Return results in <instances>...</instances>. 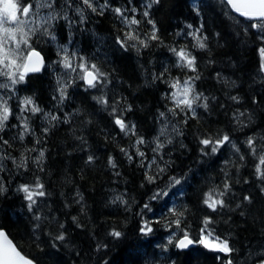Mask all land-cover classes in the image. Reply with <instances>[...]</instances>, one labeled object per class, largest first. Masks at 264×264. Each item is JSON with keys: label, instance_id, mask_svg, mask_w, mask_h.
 I'll return each mask as SVG.
<instances>
[{"label": "trees", "instance_id": "16d2710c", "mask_svg": "<svg viewBox=\"0 0 264 264\" xmlns=\"http://www.w3.org/2000/svg\"><path fill=\"white\" fill-rule=\"evenodd\" d=\"M55 2L51 35L37 33L31 40L45 57L42 72L13 88L0 76V83L10 85L0 88V98L12 113L0 131V182L6 188L0 194V229L37 264H223L227 256L203 245L179 251L168 244L169 236H182L170 224L175 209L184 213L181 227L190 236L197 237L210 217L209 230L235 249L233 264H258L264 258V181L255 170L264 150V41L251 27L256 21L238 17L223 0H107L102 15L105 0H93L97 12L82 0ZM116 8L140 23L126 25ZM148 19L155 22L158 40L148 38ZM198 28L207 37L204 49L194 47L191 33ZM127 33L148 46L126 40ZM172 48L195 56L196 71L180 66ZM65 55L76 71L61 69ZM82 62L95 64L106 79L88 87L77 67ZM195 76V92L202 96L193 115L176 107L171 85ZM26 97L41 111H22ZM118 117L134 129L121 131ZM225 134L230 141L216 153L201 144ZM157 137L164 147L154 151ZM250 137L257 155L247 145ZM138 138L144 143L137 144ZM37 180L46 195L36 197L29 210L19 188ZM225 183L226 206L213 211L203 203L205 193L223 191ZM145 221L153 228L148 236L139 231ZM113 230L123 236L114 239ZM60 233L62 241L55 239Z\"/></svg>", "mask_w": 264, "mask_h": 264}, {"label": "snow or ice", "instance_id": "6c2138e0", "mask_svg": "<svg viewBox=\"0 0 264 264\" xmlns=\"http://www.w3.org/2000/svg\"><path fill=\"white\" fill-rule=\"evenodd\" d=\"M159 2L160 0H152V3L158 4ZM226 2L241 16L249 20L256 21V23L251 24V27L264 29V0H226ZM54 3L55 0H35V4L32 0H0V76L6 77L7 80L10 81V85L14 86L23 82L29 73L39 72L43 67V58L40 53L32 47L31 40L37 33H41L42 35H51L49 28L51 26V22L57 19L58 14L49 12V15L41 18V21H36L33 17L39 15V10L41 8L53 9ZM82 3L87 9H91L92 12H97V6L94 5L93 0H82ZM152 3H149L147 7L151 8ZM99 7V14L102 15L103 9L108 7L107 0H105V4L100 5ZM76 11L81 14V19H83V9L77 8ZM114 11L123 18L126 25H138L140 23V21L134 16L131 19L125 16L124 12L120 8H116ZM132 11L135 12V9H132ZM143 15L148 17L149 12L145 10ZM147 22L152 25V32L148 38L151 40H158L159 37L156 34L158 30L156 29L155 22L152 19H148ZM188 27L191 28V25ZM202 27L203 26H201V28ZM201 28L196 29L193 33H191V35L196 41L194 47L204 49L207 47V44L205 43L207 37L201 34ZM41 29L43 30L42 32ZM261 39H264V37H261ZM126 40L137 41L143 47L148 46L145 40L140 39L138 35L132 33L126 34ZM118 42L121 43L122 47L125 46L126 41L118 40ZM133 47H135V45H133ZM170 50L179 58V61L181 62L180 66L187 67L194 72L196 71L195 56L186 51L185 48H181L179 50L172 48ZM260 53L262 58H264V48L260 49ZM81 60L83 61V58H81ZM62 63L66 69L76 71L67 55L64 56ZM77 67H79L83 73L81 79H83L90 88L97 87L98 83L103 82L101 78L106 79L107 77V74L101 72L95 64H92L89 68L85 62H82ZM261 69L264 70V63H262ZM197 79H199V76L190 77L189 79L183 81L182 85L179 80L175 81L171 85L172 88L178 89L177 92L172 93V98L175 101L176 107L180 108L181 111L187 109L192 112L193 115H195V108L193 105H195L202 96V94L195 92L194 81ZM10 85L0 83V88H7ZM64 95V89L62 88L61 99H63ZM96 99H98V102L105 105L108 103L107 99L104 97ZM232 99L237 100L238 98L232 97ZM23 104L25 105V108L22 109V111L30 110L33 114L41 111L38 106H35L31 97H26ZM27 106H31V108L28 109ZM203 107L207 108V104L205 103ZM171 111L175 112V109H171ZM11 114L12 113L7 100L0 98V131H3L5 128L6 122L9 120ZM163 115L164 114L161 113V116ZM240 115H243V113H240ZM51 119L57 120L58 117L52 116ZM115 123L120 127L121 131H132L134 129V125L130 127L119 117L115 120ZM25 131H28L27 123H25ZM45 131H47V129ZM133 134L135 133L133 132ZM164 134L165 130L162 129L161 135ZM21 139H23V136H21ZM0 140H2V137H0ZM229 141L230 137L225 134L215 140H212L211 138L202 139L201 144L204 145L205 148L211 147V152L216 153L220 146H223ZM4 143H7V141H4ZM136 143L143 144L144 141L142 138H138ZM247 145L252 154L257 155L255 142L251 137L248 139ZM163 147L164 145L159 143V137H157V146L154 151ZM233 147L235 148L236 146L233 145ZM236 150L239 151L238 148ZM137 152L141 157L144 156V153L139 151V149H137ZM43 156L44 152L41 151L37 163H39V160L42 159ZM92 159L93 158L89 156V162H91ZM129 159H131V156ZM240 159L243 160L244 157L241 156ZM109 163L115 167V164L111 159L109 160ZM255 170L257 178L264 181V150H262V152L258 155V163L256 164ZM161 171H163V169H161ZM147 179L149 182H153L154 177L148 176ZM173 182L174 184H179L180 180L173 178ZM43 188L44 185L40 183L39 180H37L34 186L20 185L19 190L25 193V199L29 201V210H32L33 205L36 204V197H43L46 195ZM5 191L6 188L3 186V183L0 182V194ZM229 191L230 185L225 183L223 191L217 192L216 190H210L205 193L203 203L213 211H216L218 207L223 208L226 206V203L221 197L225 196ZM261 191H264V188H262ZM155 198L156 196L153 197V199ZM244 199L251 202L250 197H244ZM147 207L148 205H145V208ZM172 214L176 217V219L170 221V224H174L176 229L181 230L182 236L179 238H175L174 235L169 236V245L174 244L176 248L183 250L189 248V246L200 244L205 248L223 253L227 256L228 259L224 261L223 264H233L231 254L235 251V249L230 246L227 239H221L219 236H215L213 231L209 230V226L213 223V220L210 217L204 218L200 234L197 237H192L188 231H184L181 227L184 213L173 209ZM36 219L39 220L40 217H36ZM61 227L63 226L61 225ZM139 231L142 235L148 236L153 232L151 222L145 221L141 225ZM110 235L114 239L118 240L123 236V233L121 231L113 230ZM0 238L3 239V242L0 243V264H34L32 259L27 258L17 250L16 246L12 244V241L8 240L6 234L2 230H0ZM55 239L62 241L65 237L63 233H60L55 237ZM105 264H107V262H105ZM258 264H264V258L260 259Z\"/></svg>", "mask_w": 264, "mask_h": 264}, {"label": "rangeland", "instance_id": "374dc122", "mask_svg": "<svg viewBox=\"0 0 264 264\" xmlns=\"http://www.w3.org/2000/svg\"><path fill=\"white\" fill-rule=\"evenodd\" d=\"M32 2L35 4V0H32ZM60 4H61V1H60ZM57 5H56V2L53 4V9H47V8H41L40 10H39V15L38 16H36V17H33V19L34 20H36V21H41V18H44V17H47L48 15H49V12H53V10H56L57 8ZM60 9V8H59ZM58 9V10H59ZM49 30H50V28H49ZM259 31H260V35H261V37H264V29H259ZM50 32V31H49ZM263 41H264V39H263ZM42 54V53H41ZM43 55V54H42ZM44 56V55H43ZM65 67L62 65V68L61 69H64ZM74 73L73 72H71V73H69V77H72V75H73ZM64 82H66V80L64 81ZM64 82H62L61 84H63ZM182 85V84H181ZM13 87H15V85L14 86H12V88ZM178 91V89H175V92H177Z\"/></svg>", "mask_w": 264, "mask_h": 264}, {"label": "water", "instance_id": "95a60500", "mask_svg": "<svg viewBox=\"0 0 264 264\" xmlns=\"http://www.w3.org/2000/svg\"><path fill=\"white\" fill-rule=\"evenodd\" d=\"M224 2L227 4V2H226V0H224ZM228 5V4H227ZM229 6V5H228ZM229 8H230V10L234 13V14H236L237 16H239V17H241V18H244V19H247V18H245V17H243V16H241L239 13H237V12H235L230 6H229ZM249 20V19H248ZM36 51H38V50H36ZM39 52V51H38ZM40 53V52H39ZM40 55H41V57L43 58V67H44V65H45V58H44V56L40 53ZM43 67L41 68V70L43 69ZM40 70V71H41ZM39 71V72H40ZM35 73H38V72H35ZM30 74H33V73H30ZM0 230H2L5 234H6V236H7V238H8V240H10V241H12V244L14 245V246H16V248H17V250L18 251H20L21 252V254L22 255H24V256H26L20 249H19V247L17 246V244L14 242V240L10 237V235L8 234V232L6 231V230H4V229H0ZM3 242V239L2 238H0V243H2ZM193 247V245L192 246H189V248H187V249H179V251H188L189 249H191ZM27 257V256H26ZM27 258H29V257H27ZM34 261V260H33ZM34 264H37L35 261H34Z\"/></svg>", "mask_w": 264, "mask_h": 264}]
</instances>
